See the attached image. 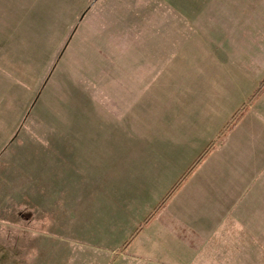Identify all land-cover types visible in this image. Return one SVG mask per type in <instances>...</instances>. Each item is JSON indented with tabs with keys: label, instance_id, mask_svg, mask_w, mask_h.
<instances>
[{
	"label": "rangeland",
	"instance_id": "374dc122",
	"mask_svg": "<svg viewBox=\"0 0 264 264\" xmlns=\"http://www.w3.org/2000/svg\"><path fill=\"white\" fill-rule=\"evenodd\" d=\"M246 8V0H0V234L10 235L13 227L3 222L18 220L27 207L36 216L38 198L46 206L63 202L66 194L61 186L69 182L64 171L70 169L69 164L75 170L79 164L69 162L75 156L70 159L57 150L72 148L60 146L69 139L101 136L95 127L105 123L102 120L122 123V129L112 136L127 138L133 131L128 124L148 120L150 110L167 104V93L175 91L219 93V116L230 120L264 75L255 78L257 62L242 59L240 54L235 56L237 62L222 59L213 64L207 45L198 52L203 47L200 30L210 29L205 43H210L209 37L217 43L227 40L230 22L241 26ZM151 35L158 42L174 45L172 59L164 50L151 65H139L132 57V44L148 41ZM140 75L142 79L150 75L152 81L144 83ZM182 76L184 83L178 81ZM166 77L168 81L163 80ZM133 84L143 86L147 93H127ZM123 90L126 96H121L124 100L117 109L118 99L113 96ZM230 103L236 105L227 113ZM190 158L178 155L164 163L163 176L155 178V183L171 182L169 188L195 157ZM155 188L158 204L168 188L164 193L160 185ZM47 207L43 217L50 223L45 225L46 236L58 233L51 230L48 217L53 210ZM145 217L135 227L117 220L111 223L115 225L101 254L96 255L83 241L55 237L49 244L51 248L68 245L79 256L93 251L91 264L94 260L99 264H180L179 244L158 233V220L119 252L129 238L121 239L124 230L133 233ZM160 217L167 221L165 214ZM64 220L60 216L57 223Z\"/></svg>",
	"mask_w": 264,
	"mask_h": 264
},
{
	"label": "crops",
	"instance_id": "0c3cea01",
	"mask_svg": "<svg viewBox=\"0 0 264 264\" xmlns=\"http://www.w3.org/2000/svg\"><path fill=\"white\" fill-rule=\"evenodd\" d=\"M246 2L245 21H240L241 26L236 21L230 22L227 40L217 43L209 37L210 43H205L210 29L200 30L203 47L198 52L207 45L213 64L222 59L237 62L235 56L240 54L242 59L257 62L255 78L260 79L264 75V0ZM136 44H132V57L139 65H151L164 50H168L166 55L170 53L172 59L174 45L158 42L152 35L148 41L138 43L141 46ZM183 76L179 82L184 83ZM139 80L152 81L150 75L143 79L140 75ZM142 87L133 84L127 93H147ZM116 94L113 97L118 99V109L126 95L124 90ZM167 96V104L155 112L150 110L148 120L128 124L133 131L127 138L112 136L113 131L122 129V123L107 118L95 127L100 129L101 136L69 139L67 144H60L72 148H60L57 153H64L70 159L75 156L74 161H67L79 164L76 170L69 164L70 169L64 171L69 182L61 186L62 194H66L63 202L56 204L57 207L49 204L47 207L38 198L35 209L40 217L33 214L32 207L26 206L18 220L3 222L5 227L12 226L13 231L10 235L0 234V264H83L85 258L91 264L93 251H83L79 256L68 245L51 248L49 242L55 237L60 241H83L97 255L110 239L115 225L110 226L111 223L117 220L133 227L139 224L157 205L155 185H160L164 193L171 183H155V178L163 176V164L172 162L178 155L185 159L196 157L215 139L228 118L219 116V93L175 91ZM235 105L230 103L225 111L231 113ZM121 110L124 114L125 104ZM78 146L82 148L77 149ZM206 158L139 233L158 220V233L179 244L180 264H264V93ZM208 160L211 161L206 164ZM46 207L53 210L48 218L53 225L51 230L57 234H45V225L50 224L43 220ZM163 214L167 218L165 222L160 217ZM60 216L66 219L63 224L57 223ZM94 226H100L94 231L97 233L91 231ZM130 233L124 230L121 239ZM98 260H103L102 255Z\"/></svg>",
	"mask_w": 264,
	"mask_h": 264
},
{
	"label": "trees",
	"instance_id": "16d2710c",
	"mask_svg": "<svg viewBox=\"0 0 264 264\" xmlns=\"http://www.w3.org/2000/svg\"><path fill=\"white\" fill-rule=\"evenodd\" d=\"M264 90V76L259 82V85L252 91V93L246 98V100L239 106V108L234 112L231 116L230 120H228L224 126L219 130L215 139L211 140L195 157V159L191 162V164L187 167V169L178 177V179L172 184V186L168 189L159 203L148 213L142 223L134 230V232L129 236V238L123 242L119 252H123L133 237L145 226V224L153 218L160 210H162L166 202L171 198V196L180 188L183 182L192 174V172L198 167V165L202 162V160L214 149L216 143L222 139V137L230 131L236 123L241 119L244 113L247 111L248 107L253 104L255 100L262 94Z\"/></svg>",
	"mask_w": 264,
	"mask_h": 264
}]
</instances>
